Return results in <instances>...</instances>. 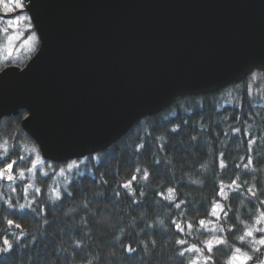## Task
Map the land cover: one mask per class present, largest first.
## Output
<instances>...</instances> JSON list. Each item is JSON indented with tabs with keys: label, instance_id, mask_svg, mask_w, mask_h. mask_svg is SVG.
Wrapping results in <instances>:
<instances>
[{
	"label": "trees",
	"instance_id": "16d2710c",
	"mask_svg": "<svg viewBox=\"0 0 264 264\" xmlns=\"http://www.w3.org/2000/svg\"><path fill=\"white\" fill-rule=\"evenodd\" d=\"M258 72V99L250 75L184 97L103 152L63 164L41 159L31 179L19 178L40 156L21 126L26 113L1 119L0 264H231L237 249L249 256L244 264H261L264 232L249 235L264 218ZM230 89L235 98L224 104ZM70 163V177L58 175Z\"/></svg>",
	"mask_w": 264,
	"mask_h": 264
},
{
	"label": "water",
	"instance_id": "95a60500",
	"mask_svg": "<svg viewBox=\"0 0 264 264\" xmlns=\"http://www.w3.org/2000/svg\"><path fill=\"white\" fill-rule=\"evenodd\" d=\"M24 2L39 46L0 71V120L24 111L44 161L103 152L184 97L264 72V0Z\"/></svg>",
	"mask_w": 264,
	"mask_h": 264
},
{
	"label": "rangeland",
	"instance_id": "374dc122",
	"mask_svg": "<svg viewBox=\"0 0 264 264\" xmlns=\"http://www.w3.org/2000/svg\"><path fill=\"white\" fill-rule=\"evenodd\" d=\"M0 11H3V9H0ZM19 15H27L29 16L26 11L23 12H13L9 16H4L0 18V67L11 64V65H17L21 66L25 64L30 57L34 55V53L37 50V46H39V42L35 48L34 51H29L27 46H23V40L27 38V35L30 33H24V27L25 25L21 23L19 26V32L24 33L22 38L19 41L15 40H10L9 37L15 35V33L11 30H9V25H8V20L13 19L14 17H17ZM35 31V30H34ZM37 35V34H36ZM10 63H6L9 62ZM259 72L257 70H254L253 73L250 75L251 79L249 82L250 85V92L254 96V98L258 99L260 95L262 96V91H263V83L259 80L261 78ZM235 90L230 89L227 90L226 92L222 93L220 95V99L224 102V104L231 102L235 98L234 94ZM75 163H70L67 165L65 168H61L58 171V175L65 177V179H68L70 176H67V172H71L75 169ZM43 167V161L41 160L40 156L35 158L34 163L28 173H24L19 176L20 179L24 180L26 179L25 174H27V178H32L34 177V173L36 172L37 169ZM8 168V167H7ZM4 179H12V175L8 174L4 176ZM16 180V178H14ZM54 194H56L54 192ZM222 209L221 205L219 204L216 206V209ZM219 210V211H220ZM219 211L216 212V214L219 213ZM262 223L261 227L259 228V224ZM219 231H216L215 233H218ZM257 232H264V218L259 219L256 225H254L249 233L257 234ZM260 241H264V236L260 238ZM215 242V240H213ZM243 258H240V257ZM236 257V258H234ZM249 256H247L245 253L237 252L231 259V264H244L248 259ZM261 264H264V259Z\"/></svg>",
	"mask_w": 264,
	"mask_h": 264
},
{
	"label": "snow or ice",
	"instance_id": "6c2138e0",
	"mask_svg": "<svg viewBox=\"0 0 264 264\" xmlns=\"http://www.w3.org/2000/svg\"><path fill=\"white\" fill-rule=\"evenodd\" d=\"M26 8V5L24 3V0H0V9H3V11H0V18L4 16H9L13 12H23ZM23 23L25 25L24 27V33H30L27 35V38L23 40V46H27L29 51H34L38 42L39 38L36 35V32L34 31L33 24H32V18L27 16V15H19L17 17H14L13 19L8 20V25H9V30L13 31L15 35L10 36V40H15L19 41L24 33L19 32V26ZM6 63H10L6 62ZM0 71H3L2 68H0ZM6 74V73H5ZM213 214L216 215V209L213 210ZM203 224L204 222L201 221ZM251 235V233H249ZM261 244H264V241H260ZM179 243L183 244L184 241L181 240ZM213 243H219V242H213L209 241L207 246L211 250L213 247ZM197 251L199 252L200 250L193 246V249H189V251ZM240 250L237 249V252ZM183 255V253H181ZM236 258V257H234ZM240 258H243L242 256Z\"/></svg>",
	"mask_w": 264,
	"mask_h": 264
}]
</instances>
